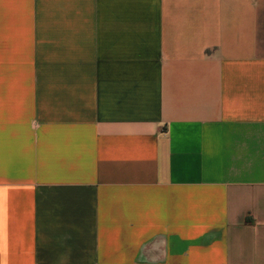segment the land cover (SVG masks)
I'll return each instance as SVG.
<instances>
[{"label":"crops","instance_id":"0c3cea01","mask_svg":"<svg viewBox=\"0 0 264 264\" xmlns=\"http://www.w3.org/2000/svg\"><path fill=\"white\" fill-rule=\"evenodd\" d=\"M0 264H264V0H0Z\"/></svg>","mask_w":264,"mask_h":264}]
</instances>
